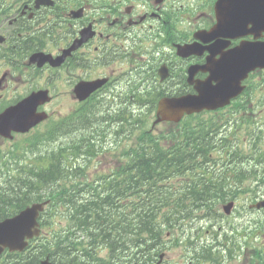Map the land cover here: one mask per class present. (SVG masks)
Returning <instances> with one entry per match:
<instances>
[{"label":"trees","instance_id":"16d2710c","mask_svg":"<svg viewBox=\"0 0 264 264\" xmlns=\"http://www.w3.org/2000/svg\"><path fill=\"white\" fill-rule=\"evenodd\" d=\"M218 127L215 125H206L203 123L195 124V126L191 124H185L182 126L181 131H178V136L181 141H179V145L171 151V154L168 153V151H157L158 157L153 159H147L144 158L143 160H135L131 166L133 169L138 170H145L146 172L150 171H160L163 173H168L171 170L174 171L176 174H184L185 171L191 169V163L195 161V159L192 157L194 156V153L203 151V148L206 145L211 144L210 142H207L206 140H209L211 138H214L215 133H217ZM184 139V141H182ZM191 139H194V142H190ZM193 146L194 150H189V148ZM208 147V146H207ZM152 175H144L142 179L150 181L154 180L156 177H151ZM139 178L136 176H130L127 179V191L129 192L132 189L139 188L140 187ZM31 187H35V184L32 182L30 184ZM197 186V185H196ZM22 187V186H20ZM207 190H209L210 185H206ZM35 189V188H34ZM191 189V195L197 197L198 199L200 197H203L206 193L202 191H197L196 188H192L191 186L187 188V190ZM205 190V189H204ZM205 190V191H207ZM35 191H37L35 189ZM12 197V200L14 201V205L19 206L22 204L23 197H24V188L22 187L21 190L15 189L14 191L6 190V192L1 194V204L2 201L4 202L5 206H8L9 202ZM10 205V204H9ZM8 207H6L4 210H6ZM177 211H180L177 209ZM193 211V209H192ZM136 219H128L126 223H124L125 228L128 232L127 237V249L133 248L135 246H139L140 243H146V241L141 237L140 235V228L148 231L154 235H156V230L154 228L155 222H154V214L150 209H144L141 208V210L136 209ZM168 213L160 214L161 217L159 219V225L160 227L165 226L168 228H171V210L167 211ZM82 217L81 219L85 220V227L88 228L87 230H92L96 228L95 234L96 238L93 239V246L98 247L102 243H109L111 245L112 250H116L120 248V243L123 240L119 236V240L115 241L112 240L110 237V234L108 232V227L111 225L114 227L116 225L115 222L109 223L108 217V211L105 209H90L89 213L81 211ZM184 216H187L184 214ZM191 216V213L188 214V217ZM174 218H179V216L175 215ZM172 217V218H173ZM122 225L119 224L117 226L118 232L121 234ZM161 234V229H160ZM69 236H66L62 242H58L53 250L50 247H42L37 252H35L31 257L29 258V262L27 264H39L40 260L48 255L51 256L55 262H59L60 264H66L68 262H76V258H72V243L70 242ZM100 238V239H98ZM67 239V241H65ZM162 241V239L159 236L158 243ZM100 243V244H99ZM151 245L146 248V250H150ZM87 251V249L85 250ZM57 252L59 254L57 255ZM142 257H140L138 264H150L149 263V256H147V253L141 254ZM133 261L136 260V254L133 256ZM58 263V264H59ZM112 262H106V264H111Z\"/></svg>","mask_w":264,"mask_h":264},{"label":"rangeland","instance_id":"374dc122","mask_svg":"<svg viewBox=\"0 0 264 264\" xmlns=\"http://www.w3.org/2000/svg\"><path fill=\"white\" fill-rule=\"evenodd\" d=\"M34 86H36V84ZM60 89L62 91H65V92H58L57 99L61 100L63 98L64 104H61V105L55 104L50 109L52 111H56L57 113L65 114L71 110L70 99L68 98L69 96H66V95H71L72 87L70 86L68 88L66 85H63L62 87L60 86ZM252 99H253V97H252ZM252 104H256L257 106H261L262 102L259 101L258 99H255V100L248 103L249 106H251ZM262 112H263V110H258L254 114L255 118L258 122H259V118L262 119L264 117V114L259 116ZM221 113L225 114L226 111L221 112ZM202 117L205 119H212V118H214V114L208 113V114H204ZM251 117H252V119H255L253 116V113H252ZM224 124H225V122H222V125H224ZM165 128H166V125L163 124L161 126H158L155 129V132L158 134L162 130H164ZM230 132H231V129L227 133H230ZM246 133H247V128H245L239 134V137L234 141L236 145L229 144L227 146H224V148L216 150L214 152L210 150V151H208V154H207V155H210L212 153L214 155V157L218 160L217 161L218 167H221V168L228 167L229 171L234 173L233 177L240 178L241 180H245V181L247 180L246 178L250 177V174L255 173L253 171V169L255 168V165L258 166V165L264 163V134L256 137L257 142L255 145L254 142L251 143L249 141L250 137L246 136ZM123 146L119 147L116 154L112 155L111 158L118 159L119 155L122 154V152H124L125 148L127 147V146H125L123 149H121ZM228 148H232V149L227 150ZM235 149L238 150L241 154H245L246 156L242 157V156L236 154ZM219 155H220V157H219ZM238 158H240V160ZM233 159H234V162L232 163ZM94 162H96V163L94 164ZM94 162L85 171L86 175L89 176L90 178L96 177V174H98L99 172H102V171H105V173L112 171L114 169L113 164L118 165V163H115L114 160L110 159L109 154L108 155L104 154V155L99 156L97 159H95ZM222 173H223V171H222ZM247 174L249 176H247ZM253 186H254V184H253ZM253 186H252V188H255ZM263 189H264V186H263ZM139 195L136 196L134 203H131L129 206L123 208V212L134 215L133 210L138 209L142 205L140 198H138ZM243 205H244V202H239L237 209L235 210L234 214L230 218L223 217L222 222H224L225 227H228L230 225H237L239 222H248L250 220L252 221V220L256 219L257 213L246 211V209L243 207ZM215 206L217 208H219L220 205L216 204ZM196 213L198 215H200V216H198V218L196 220V225L195 224H193V225H191V224H183L182 225L181 224V226H178L176 228V235L174 237H177V238L182 237V235H187L188 233L194 232L195 230L197 233V237H199V235H202L201 229H204V230H202V233L206 234V235H208L209 232L212 231V230H210V226L206 225V224H209L210 222L208 220H202L201 210H197ZM201 225H202V227H201ZM62 227L63 226L61 225V227H60L61 230H62ZM67 227L68 226H66L65 228H67ZM208 238H210V237H208ZM200 242L201 241H199L198 243L200 244ZM180 251L187 252L188 249L180 250L179 248H176V251H175V249L170 250V254H168V256H167V260H169V263H167V264L177 263L178 260L179 261L182 260L183 257H180L178 255V253ZM104 254H105L104 252H101V255H104ZM173 258H174V260H173Z\"/></svg>","mask_w":264,"mask_h":264},{"label":"water","instance_id":"95a60500","mask_svg":"<svg viewBox=\"0 0 264 264\" xmlns=\"http://www.w3.org/2000/svg\"><path fill=\"white\" fill-rule=\"evenodd\" d=\"M255 1L258 2L259 0H255ZM258 52H262V56L264 55V49H259L256 46H248L245 49L239 50L238 52H236V54H237V57L239 58L250 57L251 59L255 54L257 57ZM258 61L255 62L254 66H259V65L264 66L258 63ZM249 70H251V67H241L239 69L240 73H238L239 80L237 83L236 94L237 92L241 90L240 82L247 76V72ZM231 73H233L232 70H231ZM212 80L214 79L212 78ZM205 87H206V84H205ZM229 97H233V91L230 85V77L225 76L223 80L220 81V84L214 85L213 87H207L206 89H204V91L202 92V95L196 98L195 102H193L191 98H187L185 100L174 99L171 101H164L163 102V105H164L163 113H165V110H166L165 104H171V113L175 114V117H180L185 110L189 112H196V111H201L204 108L216 109L222 105L221 103L222 101L220 100L225 99L226 102H228L229 99H226V98H229ZM174 107L175 109H173ZM164 117H167V116H164ZM12 120H13V117L5 116L1 120V122L6 124ZM27 216H29V214H27ZM23 220L24 218H19V219L16 218L13 221L0 224V252L3 249L2 246H10L12 250L23 249L25 245L24 243L25 237H32L35 234V232L32 231L33 227L35 226V222H31L30 224H24L20 226ZM42 264H50V263L48 261H45Z\"/></svg>","mask_w":264,"mask_h":264},{"label":"flooded vegetation","instance_id":"af4514ba","mask_svg":"<svg viewBox=\"0 0 264 264\" xmlns=\"http://www.w3.org/2000/svg\"><path fill=\"white\" fill-rule=\"evenodd\" d=\"M126 1V4L123 6L124 8H126V12L128 13H134V11L136 12L135 17L142 22V27L144 28V24L145 21L144 19L147 17H154L156 16V12L160 10V4H157V2H160V0H156L154 1V4L152 6V8L149 7H145L142 4H137L135 3V0H129V3H127L128 0H124ZM25 7H27L28 9H31V6L29 5V3L25 4ZM83 10H85V7H82ZM128 10V11H127ZM211 19V16H207L206 17V23ZM93 24L94 27L96 29V24H98L95 20H93ZM144 21V22H143ZM92 22V21H91ZM134 22H137L134 18H129L125 19V17L122 15L121 17H119L116 20L117 23V27L118 28H122L124 30L128 29V25H132ZM194 27L198 28V22L197 20L194 22L193 24ZM150 28H152V25H149ZM199 29H204L201 26L199 27ZM155 32V31H152ZM150 32V33H152ZM97 36H94L93 40H91L90 42L96 41L98 39H103V42L100 43H93V44H87L84 45L83 47L79 48L77 51L72 52V54H68V58H67V62L65 64H80L82 61H89V62H103L106 63L108 57H110V48L108 47V40L110 39L109 36H106L105 38L102 37L100 32L96 31ZM95 34V35H96ZM151 41L153 40V36L150 37ZM133 41V38H130L129 40H127V44L131 43ZM140 42L142 43V39L140 40ZM240 43L239 40L236 41H231L230 45H232L231 47L237 46ZM40 44V46H38ZM171 44V42L168 44V46ZM11 45V44H10ZM128 46V45H127ZM12 49V48H11ZM10 49V50H11ZM67 49L65 46L63 45H57L54 46L52 49L50 50H46L44 49L43 44H41L40 42H35V44L30 48V51H45L47 53H50L52 55L55 56H61L64 53V50ZM129 49V47H128ZM123 50H124V54L120 55V67L118 68V70L120 71V74H122V70H123V65L124 63L127 62V48L125 46H123ZM14 54H19L20 52L16 49L12 50ZM64 64V65H65ZM96 75V71L94 69H90L87 72L86 71H82L80 73L79 78L77 79V81H81V80H96L99 77L95 76ZM110 75H113L112 73H110ZM123 75V74H122Z\"/></svg>","mask_w":264,"mask_h":264}]
</instances>
